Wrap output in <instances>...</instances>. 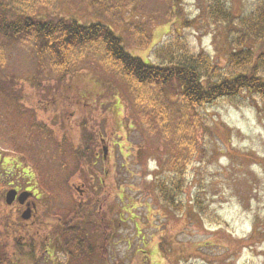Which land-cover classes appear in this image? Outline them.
I'll return each instance as SVG.
<instances>
[{
  "label": "rangeland",
  "instance_id": "1",
  "mask_svg": "<svg viewBox=\"0 0 264 264\" xmlns=\"http://www.w3.org/2000/svg\"><path fill=\"white\" fill-rule=\"evenodd\" d=\"M175 1L94 0L91 6L84 0H13L11 4L29 14L112 25L124 49L149 64L166 62L169 54L158 58L155 50L168 45L176 61L206 53L227 75L225 24H213L205 15L213 0ZM220 1L236 17L235 24L262 0ZM29 53L24 43L0 48V111L6 108L3 100L8 92L39 100L35 115L47 124L46 129L52 132V118L59 121L54 139L64 136L63 127L78 142L92 136L93 158L80 162L78 171L63 184L64 191H54L62 185L56 180L58 146L49 142L43 130V137L33 134L31 141L26 140L24 164L29 171L13 177L39 182L44 205L51 212L53 203L59 204L60 215L63 206L72 207L74 215L81 208L82 218L72 225L80 227V234L86 230L96 240L105 236L102 228L107 225L106 243L100 245L105 246L103 256L98 246L94 251L99 253L80 264H264V99L243 93L233 102L219 98L187 110L182 98L168 88L127 79L99 43L72 53L70 62L79 81L73 84L76 75L66 77L62 85L47 63L37 74L34 54ZM257 69L264 75V64ZM36 79L40 87L33 84ZM9 80L20 88L3 84ZM81 86L91 90L85 94L86 105L76 101ZM61 99L67 103L65 111ZM47 103L55 113L39 109ZM13 118L21 129L20 118ZM16 143L20 149L21 142ZM8 147L0 139L4 154L9 153ZM102 147L107 148L105 156ZM176 166L184 170L182 186L172 206H166L156 181L167 180ZM44 183L54 189L47 192ZM77 235L73 232L68 246L75 254L88 250L75 245ZM59 258V264L69 263L62 255Z\"/></svg>",
  "mask_w": 264,
  "mask_h": 264
},
{
  "label": "trees",
  "instance_id": "2",
  "mask_svg": "<svg viewBox=\"0 0 264 264\" xmlns=\"http://www.w3.org/2000/svg\"><path fill=\"white\" fill-rule=\"evenodd\" d=\"M84 1H87L91 6L94 4V0ZM11 3L13 0H0V48L27 44L30 53L34 54L37 74H39L38 69L40 67L42 69V64L47 63L50 69L58 74L62 85L66 83V77L71 78L73 75L76 76L71 78L70 83L79 82L77 73L70 62L72 53L90 44L99 43L103 48L104 55L117 65L127 79L139 85L153 84L160 88L161 86L168 88L173 94L182 98L184 108L186 107L187 110L204 106L219 98H227L233 102L237 96L243 93L264 99V75L257 73L258 66L264 64V0L257 5L253 12L237 18L235 24H232V20L236 17L227 10L220 0L211 1L205 8V15L213 24L218 22L225 24L222 37L223 45L226 44L224 58L226 67L229 69L227 75L222 73V69L206 53L192 55L187 61H176L172 59L173 54L168 45L155 50V54L157 52L158 58H160V54H169L170 58L166 62L156 65L149 64L124 49L123 40L116 35L112 25L99 22L81 24L71 17L29 14L18 10ZM175 5L177 6L176 3ZM126 23L125 25L128 27L129 25ZM232 32L234 33L233 38L230 36ZM203 75H205L204 79L201 78ZM4 83L12 86L16 84L13 80ZM33 84L40 87L42 83L36 79ZM85 89H87L85 86H81V91L78 92L81 97L76 100L83 102L82 105H86L85 94L91 91L89 89L85 91ZM64 102L61 99L60 108L65 111L68 107ZM64 111H62L63 114ZM65 124L66 121L63 120L62 126ZM84 124L85 122L82 123L81 128L85 134L87 131ZM200 124L206 128L205 123L200 121ZM62 130L64 136H61L58 141L51 139L52 132L48 128L49 142L58 146L59 153L56 180L61 181L62 185L56 187L59 189L54 190L56 192L64 191L63 184L67 183L72 173L78 171L77 166L83 159L86 163L89 158H93L90 149L92 141H95L92 136H89L78 142V139L71 135L69 128L63 127ZM81 150L84 151L81 152ZM69 158L74 163L71 164ZM183 175L184 170L176 166L168 172L167 180L156 181L159 195L166 206H172L175 202L174 198L182 186ZM43 187L47 192H50L51 188L54 189L51 184L47 185L46 183ZM67 188L69 187L67 186ZM91 199L93 200V198ZM91 199L89 201H92ZM82 215V209L78 208L75 220L81 219ZM107 228V225L102 228L105 231L106 239ZM73 232L78 234L75 245L78 248L86 246L88 250L75 254L76 256L69 253V263L71 264H80L84 259H91L94 253H99L94 251V248L106 243L103 242V235H99L95 240L90 235L87 236L86 230L80 234L79 226L66 225L61 229V248L64 247L68 250L69 244L73 243Z\"/></svg>",
  "mask_w": 264,
  "mask_h": 264
},
{
  "label": "flooded vegetation",
  "instance_id": "3",
  "mask_svg": "<svg viewBox=\"0 0 264 264\" xmlns=\"http://www.w3.org/2000/svg\"><path fill=\"white\" fill-rule=\"evenodd\" d=\"M8 86L9 88H20ZM4 102L6 108L0 111V139L8 144L9 153L4 154L0 150V264H59L60 255L69 262V253L75 256V252L61 248L60 235L63 227L73 225L75 215L71 212L72 207H61L64 213L60 215L59 204L53 203L51 207L53 212H51L48 206L44 205L43 191L39 182H25L13 177L16 172L26 174L30 169L29 165L24 163H26L25 154L28 155L26 143L32 140L33 134L34 137L36 135L41 138L43 137L42 131L45 130L46 136L50 137L47 127L44 126L46 123L35 115L37 112L35 109L38 107L34 106L41 105V102L39 103L37 99L32 100V98L29 100L28 96L22 95L21 92L18 95L8 92ZM47 106L48 103L39 109L46 113L50 111ZM51 110L52 114L55 113L53 109ZM13 117L16 119L18 117L22 121L21 129L12 122ZM51 120V139L54 140L53 134L58 136L56 130L59 129V121L57 119L54 121L53 118ZM29 124L32 126L30 131ZM54 126H57L56 130ZM28 133L31 135L28 136ZM29 137L30 140L26 141ZM16 141L21 142L20 149ZM30 145L34 146L35 143ZM72 186L80 192V195L83 193L75 184ZM66 214H68L67 218H65ZM104 249L105 246L99 247L102 256Z\"/></svg>",
  "mask_w": 264,
  "mask_h": 264
},
{
  "label": "water",
  "instance_id": "4",
  "mask_svg": "<svg viewBox=\"0 0 264 264\" xmlns=\"http://www.w3.org/2000/svg\"><path fill=\"white\" fill-rule=\"evenodd\" d=\"M106 150H107V148L106 147H103V154L104 155L106 154Z\"/></svg>",
  "mask_w": 264,
  "mask_h": 264
}]
</instances>
